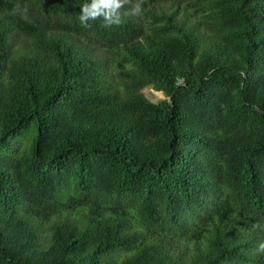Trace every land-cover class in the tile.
<instances>
[{
  "label": "trees",
  "instance_id": "1",
  "mask_svg": "<svg viewBox=\"0 0 264 264\" xmlns=\"http://www.w3.org/2000/svg\"><path fill=\"white\" fill-rule=\"evenodd\" d=\"M91 2L0 0V264L263 261L264 0Z\"/></svg>",
  "mask_w": 264,
  "mask_h": 264
},
{
  "label": "clouds",
  "instance_id": "2",
  "mask_svg": "<svg viewBox=\"0 0 264 264\" xmlns=\"http://www.w3.org/2000/svg\"><path fill=\"white\" fill-rule=\"evenodd\" d=\"M121 7V0H92L90 4H85L82 8V14L79 19L87 27V21L95 20L99 16H103L109 23H120L116 10ZM115 17V18H114Z\"/></svg>",
  "mask_w": 264,
  "mask_h": 264
},
{
  "label": "rangeland",
  "instance_id": "3",
  "mask_svg": "<svg viewBox=\"0 0 264 264\" xmlns=\"http://www.w3.org/2000/svg\"><path fill=\"white\" fill-rule=\"evenodd\" d=\"M179 1L182 2L183 4H188L190 1H192L191 3L194 5L193 0H179ZM192 4H190V5H192ZM192 8H194V7H191V9ZM19 41H21V43H22V39ZM110 73L113 75V77H114V75H116L115 70H113L112 68L110 70ZM143 92H144L145 96L150 101H152L154 103H157L158 101L163 100L165 98L162 92H156L151 87L144 89ZM259 258H260V260H263V261H261V262L259 261V263H249V264H264V253L262 251H259Z\"/></svg>",
  "mask_w": 264,
  "mask_h": 264
}]
</instances>
